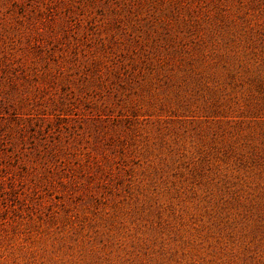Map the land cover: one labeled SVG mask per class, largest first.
<instances>
[{"label":"rangeland","instance_id":"1","mask_svg":"<svg viewBox=\"0 0 264 264\" xmlns=\"http://www.w3.org/2000/svg\"><path fill=\"white\" fill-rule=\"evenodd\" d=\"M0 264H264V0H0Z\"/></svg>","mask_w":264,"mask_h":264}]
</instances>
